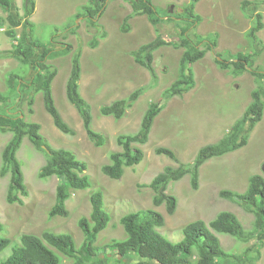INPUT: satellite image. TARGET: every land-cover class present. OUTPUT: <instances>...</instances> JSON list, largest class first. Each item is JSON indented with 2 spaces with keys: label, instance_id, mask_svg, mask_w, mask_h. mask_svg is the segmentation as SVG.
I'll return each instance as SVG.
<instances>
[{
  "label": "rangeland",
  "instance_id": "1",
  "mask_svg": "<svg viewBox=\"0 0 264 264\" xmlns=\"http://www.w3.org/2000/svg\"><path fill=\"white\" fill-rule=\"evenodd\" d=\"M82 1L36 0V10L30 16L35 24L32 29L33 39L54 48L63 46L64 43L72 44L71 52L48 60V63L58 69L52 84L56 105L64 119L76 130V134H66L55 126L52 116L45 108L42 93L36 95L32 111L28 104L29 92H26L12 96L6 103H0V112L13 104L11 112L20 111L25 120L40 123L41 133L52 146L68 148L87 162V173L92 186L72 191L70 199L66 201L68 217L51 218L49 212L56 203L59 179L56 176L45 179L39 177V170L46 163V154L26 137L18 152L29 190L24 204L6 201L10 174L2 176L0 173V217L4 223L0 237L12 240V245L0 254V261L11 253L14 244H19L24 233L41 235L45 230L71 233L79 247L85 238L78 224L79 219L90 216V195L95 190L103 192L104 207L112 217L110 224L96 241L99 257L108 264H159L155 260H149L146 255L130 253L128 256L121 255L116 249L105 250V244L122 240L126 235L120 218L137 210L152 208L160 211L165 216V225L159 230L173 242L183 239V227L187 223L197 219L208 223L223 210L234 212L244 227L252 230L254 213L238 201L223 198L220 192L224 189L244 192L253 174L264 176V116L251 132L246 146L211 158L201 167L198 189H193L190 174L170 183L167 192L178 199L174 213L167 210L166 204L155 206L153 189L142 184L150 183L166 166H179L174 159L157 154L156 147L172 148L181 162H192L200 147L217 142L243 115L251 101V92L258 86V82L249 72L235 75L231 69H223L216 58L218 53L228 57L230 53L235 55L240 51L249 53L256 50L258 55L255 67L264 70V28L258 33L261 43L252 44L247 35L254 22L252 14L258 11L264 14V3L257 6L252 4L248 9H243V0L197 2L195 12L202 20L192 26L188 34L194 40L198 36H214L217 38V46L209 49L205 43L200 45L207 53L194 64L195 87L167 101L154 121L149 141L138 145L145 152L143 161L136 166L126 167L122 178L116 180L105 175L102 166L110 162L111 152L121 150L117 142L118 135L138 132L149 103L158 100L164 90L178 78L184 48L165 45L154 52V66L159 77L156 83L150 79L148 70L135 62L131 51L154 40L158 35L178 42L182 27L190 24L184 18V10L190 0H153L162 16L171 14L177 19L164 20L154 26L146 14L137 15L130 19L131 28L128 32L122 31L121 26L124 18L132 12V0L109 1L106 11L97 20V25L92 24L87 17L76 16L82 5L90 4L88 0L85 3ZM12 3L11 13L23 20L24 0H12ZM0 26H9L8 12L2 8ZM70 26H74L73 29ZM16 30V38L0 32V92L3 93L8 92L6 79L12 72L21 75L29 72L28 79L34 72L33 68L21 64L16 56L5 55V52H13L15 49V41L18 42L22 26H18ZM94 38L99 41L95 47L90 43ZM31 48L35 57L44 49L36 46ZM78 51L81 52L82 66L80 91L91 106L93 128L107 137L106 144L100 147L89 139L77 108L66 95L71 57ZM139 87H145L146 91L123 118L101 115V106L126 98ZM11 137V132L0 131V171L2 150ZM217 235L223 248L236 255L258 241L256 237L245 242L225 233ZM250 256V260L243 264H264V244L260 247V255L253 251ZM232 260V256L219 259L220 264H231ZM63 264L76 263L73 259L64 257Z\"/></svg>",
  "mask_w": 264,
  "mask_h": 264
},
{
  "label": "trees",
  "instance_id": "2",
  "mask_svg": "<svg viewBox=\"0 0 264 264\" xmlns=\"http://www.w3.org/2000/svg\"><path fill=\"white\" fill-rule=\"evenodd\" d=\"M90 4L81 6L76 15L83 16L94 25H97V16L102 15L111 0H88ZM200 0H190L185 7V19L189 20L188 27H182L180 40L158 35L156 39L144 43L131 51L136 62L146 67L153 82H158V74L154 66V52L165 45L183 47L184 51L180 61L178 78L164 90L162 96L151 101L141 121L140 129L136 133H122L118 135L117 142L121 150L110 154V162L102 166L105 175L112 179H120L124 175L126 167H133L141 163L145 152L138 145L149 141L150 133L156 117L164 109L167 101L177 95H183L192 90L196 85L193 64L202 59L207 50L200 47L205 43L209 49L217 46V38L198 36L194 40L188 34L190 28L202 20L195 12L196 3ZM264 0H243L241 7L248 9L252 4L257 6ZM12 0H0V8L8 12L9 26L6 30L11 38L18 36L17 27L22 26V32L13 52H5V55H14L19 58L21 64L34 69L30 79L29 72L26 75L12 72L6 79L8 92H0V103H6L16 94H28V104L32 111L36 95L42 93L45 108L52 116L55 126L62 132L75 135L76 130L64 119L53 95L52 84L58 74V69L48 60L62 54L66 55L73 50L72 44L64 43L59 48L46 46L32 37V29L35 26L30 16L36 9V0H24V19L16 18L12 13ZM132 12L123 20L122 31L130 30V19L136 15H147L150 22L157 26L164 20L176 19L171 14L161 15L153 0H132ZM85 11V12H83ZM264 14L262 11L252 14L254 20L247 31V35L256 45L261 43L258 33L264 28ZM74 26H70L73 29ZM75 32V30L73 31ZM105 36V35H104ZM30 42L28 43V40ZM54 43V42H52ZM93 47L99 44L97 38L91 40ZM44 47L43 51L35 57L31 47ZM256 50L249 53L238 52L228 57L218 53L221 58H216L217 63L223 69H231L235 75L249 71L257 80L258 86L251 92V101L248 103L243 115L238 118L229 131L217 142L207 143L200 147L194 160L189 163L180 161L177 153L169 147L159 146L155 151L159 155H166L179 163L178 167L166 166L148 184L154 191L153 204L161 206L166 204L167 210L174 213L178 199L167 192L172 181L183 178L186 174L191 176L193 189L199 188L201 167L211 158L222 156L246 146L250 134L264 116V70L255 67ZM82 74L81 52H75L71 57V71L66 82V95L68 100L77 108L84 129L89 139L98 147L107 142L103 132L93 128V114L90 104L80 91V79ZM145 87H139L126 98L116 99L111 103L101 106L100 113L104 116H113L121 119L127 110L131 108L144 93ZM13 104L0 112V131L11 132L12 137L2 150L1 175L10 174V182L7 189L6 201L8 203L24 204V198L29 196V190L25 182L22 161L18 152L26 137L34 146L46 154V163L39 170L40 178L56 176L59 179L56 190V203L49 212L51 218L56 216L68 217L69 210L66 201L70 199L73 190L89 189L92 180L87 173L88 164L80 159L72 150L64 147L52 146L41 133V124L25 120L20 111H10ZM223 198L240 202L255 215L254 227L247 230L239 217L232 211H220L208 223L203 219H197L187 223L183 227L184 237L179 242H173L159 231L165 225V216L156 209L137 210L123 215L120 219L125 231L122 240H114L105 244V250L116 249L121 255H146L149 260H155L159 264H220L219 259L233 257L231 264H243L250 260L254 251L260 255V247L264 244V176L253 174L249 178L246 191L221 190ZM92 210L90 216H82L79 226L85 238L78 247L71 233H57L45 230L41 235L24 233L20 237L19 244H14L11 253L3 257L0 264H63L64 257L71 258L76 264H108L105 259L99 257L96 245L99 234L108 227L112 219L111 214L104 207V194L101 190H95L90 195ZM4 229V223L0 217V231ZM217 233H225L249 242L254 237L257 242L239 255L227 252L221 243ZM12 245L9 237H0V254ZM129 256V255H128ZM105 262V263H104ZM145 263V262H143Z\"/></svg>",
  "mask_w": 264,
  "mask_h": 264
},
{
  "label": "clouds",
  "instance_id": "3",
  "mask_svg": "<svg viewBox=\"0 0 264 264\" xmlns=\"http://www.w3.org/2000/svg\"><path fill=\"white\" fill-rule=\"evenodd\" d=\"M196 4H197V3H196ZM195 7H196V6H195ZM106 9H107V8H106ZM35 10H36V9H35ZM105 11H106V10H105ZM105 11H104V12H105ZM102 15H103V14H102ZM102 15H101V16L98 15V16H97V20H99V19L102 17ZM136 16H137V15H136ZM134 17H135V16H134ZM147 17H148V16H147ZM176 19H177V18H176ZM150 23H151V22H150ZM151 24H152V23H151ZM152 25H153V24H152ZM130 27H131V25H130ZM0 28H3V30H1L0 32H5V33H6V30H7L6 27H4V26H0ZM129 31H130V30H129ZM156 38H157V37H156ZM156 38H155V39H156ZM152 41H153V40H152ZM15 43H18L17 40L15 41ZM58 48H59V47H58ZM133 57H134V56H133ZM204 57H205V56H204ZM219 57H220V56H218V58H219ZM134 60H135V58H134ZM198 61H199V60H198ZM135 62H136V60H135ZM216 62H217V61H216ZM136 63H138V62H136ZM138 64H139V63H138ZM194 64H195V63H194ZM194 64H193V68H194ZM139 65H141V64H139ZM141 66H142V65H141ZM143 67H144V66H143ZM145 68H146V67H145ZM146 69H147V68H146ZM147 70H148V69H147ZM148 72H149V71H148ZM156 72H157V71H156ZM246 72H249V71H246ZM249 73H250V72H249ZM149 74H150V73H149ZM158 78H159V77H158ZM150 79H151V75H150ZM151 80H152V79H151ZM175 80H176V79H175ZM175 80H174V81H175ZM174 81H173V82H174ZM173 82H172V83H173ZM145 91H146V90H145ZM145 91H144V92H145ZM40 93H41V92H40ZM132 107H133V106H132ZM132 107H131V108H132ZM129 109H130V108H129ZM127 112H128V111H127ZM127 112H126V113H127ZM140 125H141V124H140ZM263 170H264V169H263ZM261 175H262V174H261ZM120 219H121V218H120ZM78 224H79V223H78ZM162 227H163V226H162ZM160 228H161V227H160ZM159 231H160V230H159ZM61 233H62V232H61ZM72 235H73V234H72ZM262 246H263V245H262Z\"/></svg>",
  "mask_w": 264,
  "mask_h": 264
},
{
  "label": "built area",
  "instance_id": "4",
  "mask_svg": "<svg viewBox=\"0 0 264 264\" xmlns=\"http://www.w3.org/2000/svg\"><path fill=\"white\" fill-rule=\"evenodd\" d=\"M3 30V28H0V31Z\"/></svg>",
  "mask_w": 264,
  "mask_h": 264
},
{
  "label": "crops",
  "instance_id": "5",
  "mask_svg": "<svg viewBox=\"0 0 264 264\" xmlns=\"http://www.w3.org/2000/svg\"><path fill=\"white\" fill-rule=\"evenodd\" d=\"M82 2L85 3V0H83Z\"/></svg>",
  "mask_w": 264,
  "mask_h": 264
},
{
  "label": "water",
  "instance_id": "6",
  "mask_svg": "<svg viewBox=\"0 0 264 264\" xmlns=\"http://www.w3.org/2000/svg\"><path fill=\"white\" fill-rule=\"evenodd\" d=\"M263 169H264V165H263Z\"/></svg>",
  "mask_w": 264,
  "mask_h": 264
}]
</instances>
